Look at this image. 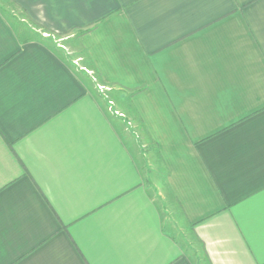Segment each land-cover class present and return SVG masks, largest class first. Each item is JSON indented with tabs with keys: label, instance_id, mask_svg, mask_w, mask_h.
<instances>
[{
	"label": "crops",
	"instance_id": "1",
	"mask_svg": "<svg viewBox=\"0 0 264 264\" xmlns=\"http://www.w3.org/2000/svg\"><path fill=\"white\" fill-rule=\"evenodd\" d=\"M0 264H264V0H0Z\"/></svg>",
	"mask_w": 264,
	"mask_h": 264
},
{
	"label": "rangeland",
	"instance_id": "2",
	"mask_svg": "<svg viewBox=\"0 0 264 264\" xmlns=\"http://www.w3.org/2000/svg\"><path fill=\"white\" fill-rule=\"evenodd\" d=\"M93 74L94 75H96V73L95 72H93ZM97 80H98V82H99V79H98V77H97V75H96V83H97ZM102 85V84H101ZM100 90H102V91H104V90H106V89H102V87L101 86H99L98 87ZM111 96V95H110ZM113 97V96H112ZM113 105V104H112ZM113 107H114V105H113ZM124 119V124H125V128H124V132L126 133V134H128V135H133V136H137L138 135V137H139V139L142 137V136H144L143 135V131H142V129L140 128L139 130H137V128H136V123H138V122H136V118L131 114V116H124L123 117ZM132 121V123H127V121ZM138 127H140L139 125H138ZM137 132V135H136V132ZM135 132V133H134ZM135 139H137V137L135 138ZM147 140L146 139H144V142L142 143V145H141V147H140V155H142V158H143V162H144V168H146L147 170H151V164H150V158H149V156L151 155V153L153 154V153H155V150H154V148H153V146L152 145H150V144H148V142H146ZM151 159H153V158H151ZM152 183V182H151ZM158 183V182H157Z\"/></svg>",
	"mask_w": 264,
	"mask_h": 264
}]
</instances>
